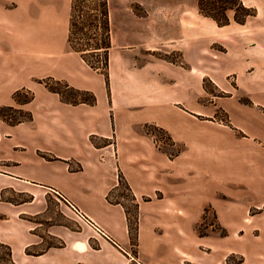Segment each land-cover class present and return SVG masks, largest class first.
<instances>
[{
	"label": "crops",
	"instance_id": "0c3cea01",
	"mask_svg": "<svg viewBox=\"0 0 264 264\" xmlns=\"http://www.w3.org/2000/svg\"><path fill=\"white\" fill-rule=\"evenodd\" d=\"M254 1L243 3L256 8L257 15L233 32L227 54L213 57L211 66L217 84L229 93L219 97L218 105L240 135L233 142H247L233 147L224 141L228 132L204 129V117H215L204 106L202 18L191 19L192 27L182 26L187 36L197 38L182 45L187 68L147 55L158 48L157 29H144L132 19L118 21L109 98L103 74L69 48L68 0H0V107L12 105L18 90L35 92L25 105L31 119L15 125L0 119V241L12 248L15 260L39 243L44 213H76L73 208H78L123 232L128 223L121 172L134 170L133 179L127 176L130 187L139 200L150 199L140 203L139 213H201L209 203L221 213L220 178L224 191L240 185L254 193L264 186V162L254 161V154L264 152V7ZM25 23L34 27L26 45L18 33L9 35L11 27ZM228 76L235 78L233 89L223 84ZM49 77L93 92L97 102H63L40 82ZM151 126L185 148L172 159L149 139ZM232 154L249 163L234 169ZM124 236L129 242L128 233Z\"/></svg>",
	"mask_w": 264,
	"mask_h": 264
},
{
	"label": "rangeland",
	"instance_id": "374dc122",
	"mask_svg": "<svg viewBox=\"0 0 264 264\" xmlns=\"http://www.w3.org/2000/svg\"><path fill=\"white\" fill-rule=\"evenodd\" d=\"M68 1L70 12L68 41L72 15L76 23L75 34L72 36V44L69 48L83 51L90 61L101 65L105 51H97L93 48L95 44L105 40L100 7L103 0ZM107 1L112 46L117 22L126 23L132 19L144 29H157L154 36L158 41V48L149 50L147 53V55L150 54L149 57L186 68L188 64L183 59L182 45L197 38L195 34L187 36L182 26L192 27L191 19L202 18L205 66L203 72L204 106L205 111L214 113L215 117V119L204 117L205 132L212 134L218 131L223 136V133L228 132L224 141L230 140L229 146L247 145V142L241 145L233 142V139H237L236 135H240L234 134L231 130L227 111L218 105L219 97H228L229 93L217 84V78L212 74L211 68L213 57L227 54V42L234 35L233 32L239 33L238 29L243 28L244 24L236 22V19L243 18L245 12L234 5L235 0H217L215 14L219 22L201 12L199 0ZM255 1L264 7V0ZM14 5L9 4L10 7ZM227 5L230 8L224 13L222 6ZM252 17L247 18V21ZM261 19L264 20V17ZM227 20L229 24L225 25ZM33 28L29 23L19 27L13 26L9 30V35L13 36L18 33L22 40L21 43L26 45L31 40ZM111 49L109 50V85L105 75L99 72L105 78L109 98H111ZM77 53L81 56L79 52ZM54 80L49 77L40 82L47 87L46 81H48V84L60 90L62 95L57 94L63 102H65L63 97L66 100L80 102L79 104H88L81 101L93 100V98L96 99L95 103L97 102V96L93 92L76 89L66 82ZM56 82L60 83L56 84ZM223 84L227 88L229 86V89L237 86L234 76H228ZM34 99L33 90L26 88L18 90L13 94L12 105L0 107V119L11 125L28 120L32 113L25 109V105ZM241 101L249 102L244 96L241 97ZM146 131L150 135L151 142L153 140V144L161 150L164 149L172 159L181 149L185 148V144L170 137L158 127L151 126ZM214 154L212 158L215 157L218 160V155ZM232 155L229 164H232L234 169L238 166L237 164L248 162L247 158L241 154ZM254 156V161L264 162V152L254 154ZM207 159L211 160L210 157ZM133 171H125L124 174L121 172L119 176L120 191L124 197L122 203L127 212L125 218L128 223V227L122 230L123 232L111 230L102 222L97 221L107 231L110 237L107 239L98 235L88 224L81 221L76 213H44L43 231L36 238L39 243L28 247L23 257L15 260L12 248L10 254L6 247L7 244L0 241V264H264V186L258 187L259 190L254 193L246 191L248 186L240 185L224 191L223 181L220 178L221 189L217 198L219 204L223 205L221 213L212 203L205 204L201 213H139L140 203L150 199L143 197L139 200L135 196L127 180V176L132 178ZM160 181L163 184L166 183L162 177ZM50 217L51 220H49ZM52 225L58 227H52ZM49 230L54 233L56 231L60 237L49 234ZM127 233L129 242H125L124 235Z\"/></svg>",
	"mask_w": 264,
	"mask_h": 264
},
{
	"label": "trees",
	"instance_id": "16d2710c",
	"mask_svg": "<svg viewBox=\"0 0 264 264\" xmlns=\"http://www.w3.org/2000/svg\"><path fill=\"white\" fill-rule=\"evenodd\" d=\"M226 3H228L226 1ZM234 5H237L240 9H242L245 13H244V17L243 18H237L236 22L240 23V24H245L247 21V18L251 17V16H255L256 15V9L254 8H249L246 7L245 4L243 3L242 0H235ZM108 1L107 0H103L102 4L100 5L101 7V13H102V27L104 30V35H105V40L102 41L101 43H97L94 45V50H104L105 54L102 60L101 65L96 64L92 61H90L88 59V57L86 55L83 54V51L81 50H75L74 48H71L76 51L79 52L82 56V58L85 60V62L94 70L98 71V72H102L105 77L106 80L108 82L109 85V50L112 47V42H111V32H110V21H109V7H108ZM199 8L201 10V12L203 14H205L206 16H210L214 19H216L218 21L217 15L215 14V12L217 11V0H199ZM230 8V6H222V10L225 13V10H228ZM219 22V21H218ZM223 24V23H222ZM226 24H229V20H227ZM71 27H70V37H69V45L72 44V36L73 34H75V27H76V23H75V18L72 15L71 16ZM101 27V26H100ZM92 47V46H91ZM53 81V80H51ZM55 81V80H54ZM49 82L46 81L47 87L56 93H59L60 95H62V92L58 89H55V87L51 86L50 84H48ZM60 82H56V84H59ZM66 85V84H65ZM64 101L66 103H71V104H79L80 102H76V101H71V100H66L63 97ZM96 99L93 98V100H83L81 102L84 103H88V104H95ZM32 116H30L29 119H31ZM7 249L9 250V253L11 254V247L10 246H6Z\"/></svg>",
	"mask_w": 264,
	"mask_h": 264
},
{
	"label": "built area",
	"instance_id": "2783aa9c",
	"mask_svg": "<svg viewBox=\"0 0 264 264\" xmlns=\"http://www.w3.org/2000/svg\"><path fill=\"white\" fill-rule=\"evenodd\" d=\"M74 209L78 218L81 221L88 224L101 237H106L107 239H110V237L107 235V231L97 221L89 217L86 213L79 210L78 208H74Z\"/></svg>",
	"mask_w": 264,
	"mask_h": 264
}]
</instances>
